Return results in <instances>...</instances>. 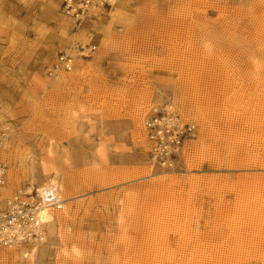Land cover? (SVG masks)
Masks as SVG:
<instances>
[{
    "label": "rangeland",
    "instance_id": "rangeland-1",
    "mask_svg": "<svg viewBox=\"0 0 264 264\" xmlns=\"http://www.w3.org/2000/svg\"><path fill=\"white\" fill-rule=\"evenodd\" d=\"M66 2L0 0L1 195L45 165L72 187L46 254L0 264H264V0ZM166 103L196 126L171 171L144 130Z\"/></svg>",
    "mask_w": 264,
    "mask_h": 264
},
{
    "label": "built area",
    "instance_id": "built-area-1",
    "mask_svg": "<svg viewBox=\"0 0 264 264\" xmlns=\"http://www.w3.org/2000/svg\"><path fill=\"white\" fill-rule=\"evenodd\" d=\"M103 7L111 8L115 0H98ZM94 0H67L68 14L81 20L89 14ZM72 13V14H71ZM65 72L74 68L70 56H61L56 68ZM144 130L150 143L151 161L154 166L171 171L178 161L186 142L196 134V126L188 121L171 103L154 107L146 116ZM10 127L0 119V188H5L8 165L2 159V149L9 135ZM0 191V250L13 248L31 242L45 243L46 224L42 214L45 211L62 210L61 187L50 183L42 188L26 185L15 193L3 197Z\"/></svg>",
    "mask_w": 264,
    "mask_h": 264
},
{
    "label": "bare ground",
    "instance_id": "bare-ground-1",
    "mask_svg": "<svg viewBox=\"0 0 264 264\" xmlns=\"http://www.w3.org/2000/svg\"><path fill=\"white\" fill-rule=\"evenodd\" d=\"M116 1V5L118 8L121 7L122 5V0H115ZM115 3V2H114ZM69 54L73 57H75L76 60H79L81 58V55L78 54V52L76 51H70ZM12 135H10L6 140H5V144L4 146H9V144L11 143V139H12ZM45 173L41 174L37 177L33 176L31 177V179L29 180V184H31L32 186H38L39 188H42L50 183H57L58 179H59V175L57 173H51L50 170L46 167L45 165ZM60 181V180H59ZM59 183V182H58ZM60 184V183H59ZM61 199L64 201V206L63 209L66 207V204L68 202V199L63 197V192L66 191H70L71 190V185L68 183H64L61 182ZM4 188H0V191H3ZM62 209V210H63ZM59 211L60 210H54L52 211H45L42 214V219L44 223L46 224V229H47V239L45 241V243H40V242H31L28 243L29 248H31L30 252H28L27 250L24 251V256L25 257H29L32 256L33 258V262L36 263L37 260L46 254V250H44V248L47 246V242L49 240H52L53 238H57L59 235V230H58V223H59ZM25 245V244H23ZM23 245H19V246H23ZM144 263L146 262V257L144 255V259H143Z\"/></svg>",
    "mask_w": 264,
    "mask_h": 264
}]
</instances>
